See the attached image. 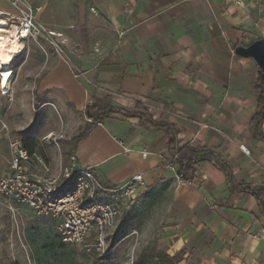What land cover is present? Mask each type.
<instances>
[{"label": "crops", "instance_id": "obj_1", "mask_svg": "<svg viewBox=\"0 0 264 264\" xmlns=\"http://www.w3.org/2000/svg\"><path fill=\"white\" fill-rule=\"evenodd\" d=\"M65 3L74 6L71 18L76 14L84 31L63 33L65 52L50 50L29 70L38 109H55L60 120L69 121L66 131L82 128L70 153L108 185L141 174L137 198L147 190L169 195L171 214L154 241L171 255L183 250L179 264H264V138L250 129L260 69L254 59L235 53L236 46L264 38V4ZM0 10L13 11L8 0H0ZM17 83L18 102L25 105V83ZM108 102L130 110L138 102L152 120L173 124L178 144L217 153L241 187L232 189L225 172L209 160L198 162L191 181L183 182L165 166L172 155L166 130L120 111L94 119L91 114ZM19 120L20 127L28 123ZM46 130L63 133L64 123ZM60 156L67 155L53 157L56 167ZM255 187L263 189L261 199L251 193Z\"/></svg>", "mask_w": 264, "mask_h": 264}, {"label": "rangeland", "instance_id": "obj_2", "mask_svg": "<svg viewBox=\"0 0 264 264\" xmlns=\"http://www.w3.org/2000/svg\"><path fill=\"white\" fill-rule=\"evenodd\" d=\"M30 1L39 5L38 19L59 35L49 39L30 38L25 44L22 42L19 51L14 53V60L8 64L12 72L8 82L9 93H3L0 76V167L7 164L11 157L10 143L21 139L26 133L35 140L34 153L48 163L50 172H54L56 165L53 157L58 152L68 155L76 133H81L82 128L73 127L66 131L69 121L65 118L64 122L60 120V114L55 109L51 112L38 109L37 96L31 93L35 77L29 65L39 61L50 50L56 52L50 40L58 42L62 48L61 53H64L66 44L62 36L73 31L82 33L86 24L76 23V14L71 18L75 8L67 7L66 0ZM68 1L70 4L73 2ZM71 42L74 40L71 39ZM19 78L25 83L28 93L25 105L18 102ZM20 117L26 119L27 125L21 122L23 127H20ZM56 122L58 125L64 123L63 133L60 130L46 132L49 127H55ZM169 201L168 194L162 198L161 192L155 195L154 191L147 190L117 220L108 242V250L101 254L92 247L81 249L59 244L56 222L52 218L0 195V264H152L149 254L158 249L154 234H157V229L171 214ZM154 220L155 231L152 226Z\"/></svg>", "mask_w": 264, "mask_h": 264}, {"label": "built area", "instance_id": "obj_3", "mask_svg": "<svg viewBox=\"0 0 264 264\" xmlns=\"http://www.w3.org/2000/svg\"><path fill=\"white\" fill-rule=\"evenodd\" d=\"M8 1L13 11L0 10V18L5 21V31L13 32H8L12 37L25 44L30 38L59 35L38 19L39 7L30 0ZM230 1L241 6L250 2L264 4V0ZM50 42L62 52L58 42ZM239 147L249 153L245 144ZM9 150L10 159L0 167V195L52 218L62 242L81 249L92 247L105 254L117 220L132 208L138 189L144 185L141 174L121 184L108 185L99 180L92 166L80 165L74 153L60 156L55 171L50 172L48 163L34 152L30 154L21 139L10 143ZM175 159L171 155L165 166L178 177Z\"/></svg>", "mask_w": 264, "mask_h": 264}, {"label": "trees", "instance_id": "obj_4", "mask_svg": "<svg viewBox=\"0 0 264 264\" xmlns=\"http://www.w3.org/2000/svg\"><path fill=\"white\" fill-rule=\"evenodd\" d=\"M256 88L258 89V110L253 114L251 118L250 129L254 134L264 138V132L261 130V123L264 121V73L261 71H259L258 74ZM140 109H143V111H141ZM98 110V112H94L91 114L94 119H102L112 112L120 111L125 113L126 115L138 114L149 126H158L164 128L170 138V149L172 151L171 153L176 157L175 163L177 165L176 171L178 173V177L183 182L188 183L189 181H191L194 176L195 166L198 164V162L202 160H209L225 172L227 183L230 185V187H232V189L241 187L234 182L232 170L229 164L225 160H223L217 153L206 148L193 147L189 143L178 144L176 140L177 129L174 127V125L168 122L152 120L149 113H147L146 109L140 103L135 102L134 110H130L129 108L120 104H113L111 102H108ZM21 140L23 146L30 154H32L34 152L35 146L34 138L24 133V135H22L21 137ZM262 190L263 189L257 187L250 189L251 193H253L258 199H261ZM59 244L66 245V243L62 242L60 238ZM182 253L183 250H180L179 252L171 255L162 249H157L154 252L150 253L149 256L153 260L152 264H179L182 259Z\"/></svg>", "mask_w": 264, "mask_h": 264}, {"label": "bare ground", "instance_id": "obj_5", "mask_svg": "<svg viewBox=\"0 0 264 264\" xmlns=\"http://www.w3.org/2000/svg\"><path fill=\"white\" fill-rule=\"evenodd\" d=\"M4 25V19L0 18V76L2 79L1 88L4 93H8V82L12 74V72L8 68V64H10L14 60V53L19 51L18 49L21 48L22 41H19L15 37H12V31H5ZM8 32H11V34Z\"/></svg>", "mask_w": 264, "mask_h": 264}, {"label": "water", "instance_id": "obj_6", "mask_svg": "<svg viewBox=\"0 0 264 264\" xmlns=\"http://www.w3.org/2000/svg\"><path fill=\"white\" fill-rule=\"evenodd\" d=\"M235 53L255 60L261 72L264 73V38H260L248 45H238Z\"/></svg>", "mask_w": 264, "mask_h": 264}]
</instances>
